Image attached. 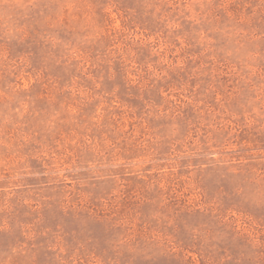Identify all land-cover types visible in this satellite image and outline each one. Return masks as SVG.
I'll return each mask as SVG.
<instances>
[{
    "label": "rangeland",
    "instance_id": "rangeland-1",
    "mask_svg": "<svg viewBox=\"0 0 264 264\" xmlns=\"http://www.w3.org/2000/svg\"><path fill=\"white\" fill-rule=\"evenodd\" d=\"M0 264H264V0H0Z\"/></svg>",
    "mask_w": 264,
    "mask_h": 264
}]
</instances>
